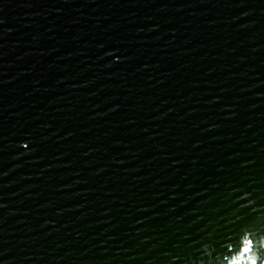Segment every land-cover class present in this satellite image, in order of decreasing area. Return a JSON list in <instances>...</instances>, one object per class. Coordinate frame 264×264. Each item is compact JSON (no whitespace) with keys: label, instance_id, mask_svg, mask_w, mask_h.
<instances>
[{"label":"water","instance_id":"water-1","mask_svg":"<svg viewBox=\"0 0 264 264\" xmlns=\"http://www.w3.org/2000/svg\"><path fill=\"white\" fill-rule=\"evenodd\" d=\"M246 240L264 264V0H0V264Z\"/></svg>","mask_w":264,"mask_h":264},{"label":"snow or ice","instance_id":"snow-or-ice-1","mask_svg":"<svg viewBox=\"0 0 264 264\" xmlns=\"http://www.w3.org/2000/svg\"><path fill=\"white\" fill-rule=\"evenodd\" d=\"M252 250V241L246 240L243 246L237 250L229 249L228 255L224 257L225 260H229L230 264H258V261L252 259L250 261H245L246 257ZM238 253V254H237Z\"/></svg>","mask_w":264,"mask_h":264}]
</instances>
